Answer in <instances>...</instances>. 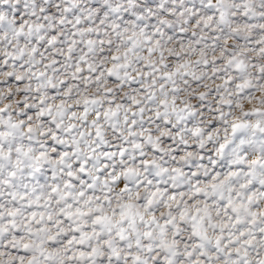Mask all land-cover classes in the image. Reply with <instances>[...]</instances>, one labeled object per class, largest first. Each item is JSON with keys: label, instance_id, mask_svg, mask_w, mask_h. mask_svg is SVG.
<instances>
[{"label": "snow or ice", "instance_id": "1", "mask_svg": "<svg viewBox=\"0 0 264 264\" xmlns=\"http://www.w3.org/2000/svg\"><path fill=\"white\" fill-rule=\"evenodd\" d=\"M0 264H264V0H0Z\"/></svg>", "mask_w": 264, "mask_h": 264}]
</instances>
